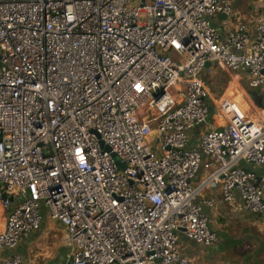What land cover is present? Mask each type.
<instances>
[{"label": "built area", "instance_id": "obj_1", "mask_svg": "<svg viewBox=\"0 0 264 264\" xmlns=\"http://www.w3.org/2000/svg\"><path fill=\"white\" fill-rule=\"evenodd\" d=\"M234 21L231 0H0V264H22L2 254L43 209L71 264H191L178 233L215 245L211 185L264 212L244 166L264 165V122L201 78L215 64L264 89V16ZM209 100L222 125L194 144Z\"/></svg>", "mask_w": 264, "mask_h": 264}, {"label": "crops", "instance_id": "obj_2", "mask_svg": "<svg viewBox=\"0 0 264 264\" xmlns=\"http://www.w3.org/2000/svg\"><path fill=\"white\" fill-rule=\"evenodd\" d=\"M244 1L247 0H231L234 23L243 22L252 29L255 19L264 16V0H257L255 4L247 7L243 4ZM221 19L219 16L214 20V24L218 26V20ZM206 68H210V74L206 75L204 70L201 78L210 92L213 88L217 89L218 95L215 93L214 96L221 95L218 100L224 93L230 92V98L237 103L247 118L257 123L264 122V89H251L239 83L240 86L237 87L236 84L232 92L228 88V81L232 77L230 72L220 69L215 64H208ZM221 125L222 122L215 113L208 126L194 130L192 139L195 138L196 141L204 132ZM194 144H197V141ZM244 166L258 176L264 175V165ZM204 174L205 172L200 171L193 184H197ZM197 178L200 180L197 181ZM206 201H211L213 206H206L204 204ZM199 202L203 204V213L208 220L209 228L217 236V242L209 248L199 246L187 240L180 231L177 244L180 254L191 264H264V212L254 214L245 210L241 207L238 196L233 203H225L219 185L206 188L201 193ZM2 214L1 225L7 211H3ZM2 255L7 257L18 255L22 264H71V245L65 227L60 222L50 219L43 209L39 229L22 239L14 250L5 251Z\"/></svg>", "mask_w": 264, "mask_h": 264}, {"label": "rangeland", "instance_id": "obj_3", "mask_svg": "<svg viewBox=\"0 0 264 264\" xmlns=\"http://www.w3.org/2000/svg\"><path fill=\"white\" fill-rule=\"evenodd\" d=\"M249 1V2H248ZM257 2V0H247V1H244V5H246V7H247V5H252V4H255ZM245 7V6H244ZM245 7V8H246ZM208 77V76H207ZM208 81V80H207ZM207 84V83H206ZM237 84V87H239L240 86V84H239V82H237V81H235L234 80V82H232L231 84H230V86H229V89H230V91H232L233 92V88H235V85ZM242 84V83H241ZM207 89H208V87H207ZM208 91H209V93H210V95L213 97V99L216 101V105L219 103V100H218V98L221 96H219V97H215L214 95H215V93H216V95H218V91H217V89L216 88H213L212 89V91L210 92V90L208 89ZM228 94H230V92H228ZM228 94H226V95H228ZM207 106H208V119H207V124L211 121V120H213V115H215V113H216V111H215V107L212 105V102L209 100L208 102H207ZM191 142L192 143H194V142H196L195 141V138H193L192 140H191ZM200 180V178H197V181H199Z\"/></svg>", "mask_w": 264, "mask_h": 264}, {"label": "water", "instance_id": "obj_4", "mask_svg": "<svg viewBox=\"0 0 264 264\" xmlns=\"http://www.w3.org/2000/svg\"><path fill=\"white\" fill-rule=\"evenodd\" d=\"M222 19H224L225 17L222 15V16H220Z\"/></svg>", "mask_w": 264, "mask_h": 264}]
</instances>
